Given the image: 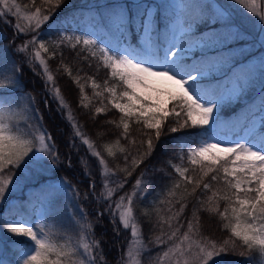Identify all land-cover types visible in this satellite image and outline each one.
<instances>
[{"label":"snow or ice","instance_id":"snow-or-ice-1","mask_svg":"<svg viewBox=\"0 0 264 264\" xmlns=\"http://www.w3.org/2000/svg\"><path fill=\"white\" fill-rule=\"evenodd\" d=\"M63 2L40 0L37 4L36 0H30L29 4L22 7L17 0H0V19L13 17L16 19L13 27L17 33H35L31 39L18 45L16 51L27 53L31 47L27 63L33 66V71L36 65L42 70L40 74L45 79V87L51 85L50 91L59 107L68 110L66 118L72 122L75 136L87 145L102 166L103 188L97 200L108 202L106 211L110 213L114 225L118 219L125 230H130L131 240L120 258V264H229L226 257L230 255L247 256L249 264H254L256 256L253 253L258 254L260 264H264V114L260 116L259 128L253 120L243 138L218 139L217 109L224 102V95L210 92L200 83V78L204 76L201 67L188 65L182 56H178V51H184L181 47L183 41L169 43L161 55L154 27V17L160 7L171 11L173 28H178L185 37L192 35L191 29L197 22H215L227 18V33L210 31L198 38L203 46L211 48L243 38L240 27L231 23V13L220 6L209 15L205 11L207 5L200 0H178L156 6L155 11L143 0H134V11L127 5L118 4L108 7L107 15L121 35L127 34L130 25L139 24L146 42V47L140 51L130 45L124 48L105 47L93 39L92 33L64 32L55 40L39 39L41 26L49 21ZM233 3L242 5L264 27V8L260 0H233ZM261 43L264 44V40ZM62 47L73 51L79 49L76 56L82 60H89V57L97 60V71L101 66L109 70V79L104 80L103 85L90 76L87 82L93 90V96L100 97L103 105L95 108L96 114L106 113L107 104L120 114L118 122L109 121L117 128H122L120 137L104 144L103 148L108 157L115 158L117 153L123 154V167L117 165L116 168H110L108 161L96 149L95 142L82 133L76 124L48 62L58 54L63 55L59 51ZM82 52L87 55L81 56ZM220 59L223 61L222 57ZM60 68L77 84L80 104L88 108L92 98L85 92L86 84L81 83L84 77L73 76L72 68L63 59L57 71ZM261 68L264 69V57H261ZM19 72L15 61L5 63L4 50H0V202L6 198L10 186H14L16 169L29 161L43 166L45 158L49 156L53 163L58 160L52 136L35 117L34 110L29 104H24L21 109L17 103L15 93L20 87ZM109 80L114 83L110 84ZM238 90L239 84L234 88V91ZM105 93L108 94L107 104ZM259 98L260 112L264 113V85ZM20 99L31 102L34 98L25 93ZM169 122L171 126L167 127V131L170 133L185 129L199 130L194 134L176 137L182 148L177 153L180 163H168L178 178H173L162 194H153L149 181L143 179L145 173L141 172L132 191L112 201L113 195L124 188L127 177L152 154L154 140L159 141ZM133 124L139 126L138 132L146 139L137 141L132 136ZM121 137L128 140L129 146L138 145L137 155L121 144ZM145 145L146 150L140 151ZM185 160L188 166H184ZM117 171L124 173L125 178L110 180ZM92 189L95 195L94 183ZM148 195L158 199L149 201L150 208L143 209L141 215L151 224L150 231L157 234L151 235L148 243H145L134 201ZM205 195L206 198H202ZM191 198L195 199V203L191 216H186L185 209ZM201 211L217 216L222 228L230 236L218 242L203 235L199 215ZM78 225L79 231L74 238L72 235H58L47 223H38L18 214L10 222L0 223V228L27 238L28 243L16 250L19 259L13 264H98V259L100 264H105L99 241L95 239L94 225L91 222H78ZM149 245L163 248L152 253ZM0 264L8 262L0 258Z\"/></svg>","mask_w":264,"mask_h":264},{"label":"trees","instance_id":"trees-1","mask_svg":"<svg viewBox=\"0 0 264 264\" xmlns=\"http://www.w3.org/2000/svg\"><path fill=\"white\" fill-rule=\"evenodd\" d=\"M221 3H231L230 0H217ZM18 3L23 7L30 3V0H17ZM200 2L207 5L205 11L212 15L214 12L210 9V3L200 0ZM39 4L40 0H36ZM143 3L149 6H163L168 3H172L171 0H143ZM262 8H264V0H260ZM124 4L134 11V0H64L59 8L53 13L49 21L41 26L39 30L41 35L39 39L46 41L55 40L61 33L62 21L69 16L75 15H88L92 11H96L102 15L103 19H108L107 8L113 5ZM172 19V13L169 9L160 7L159 13L154 17V27L156 33V42L163 44L169 37V21ZM102 23V22H101ZM228 22L225 20H216L215 22H197L193 25L192 35L182 37L194 42L199 37L203 36L210 31L219 29ZM104 25H111L113 29V35L118 40L125 42L131 39L137 42L141 28L139 24L130 25L126 35L116 29L113 23L103 22ZM112 31V30H111ZM35 33L20 34L17 33L13 26H9L0 19V50H4L5 63L15 61L19 66V83L20 87L16 91L17 103L21 109L24 104H28L29 100L20 99L25 93L30 94L34 98L32 101L31 108L34 110L35 117L40 120L44 128L48 133L51 134L53 142L55 144L54 151L58 155V160L53 163L51 161V175L50 177H62L66 184L73 190V201L68 207H60L58 203L52 202L49 207L50 212L45 217L44 223H47L52 227L53 231L58 235H72L74 238L79 231L78 222H91L94 225L95 239L99 241V248L102 249V255L104 257L105 264H120V258L125 254L128 243L131 240L130 230H125L117 219L115 225L113 224L110 213L106 211L108 202L104 200H97L103 184L102 180V166L99 165L98 158L93 156L89 151L88 147L82 144L81 139L75 136V129L73 124L66 118L67 109H61L59 104L52 99L50 96V89L45 87V79L40 74L41 69L38 65L33 66L27 63V57L31 53V47L27 53H18L16 48L18 45L23 44L25 41L31 39V36ZM25 37V40H23ZM245 41H229L225 44H218L211 47L208 50H197L194 52L192 57L183 58L184 62L192 63L198 67L204 66L207 59L213 56L223 58V61L215 66L211 70V74L208 77L200 79V83L207 87L213 94L219 95L220 86H224L229 79L233 77V69L244 61L241 54L231 55L229 51L233 48L240 46ZM77 49L76 51H78ZM63 55H56L50 59L49 65L53 74L56 78V84L60 87L61 92L69 104L72 113L75 117V122L80 127V131L84 133L89 139L95 142L96 149L101 152L104 158L108 161L110 168H116L117 165L120 167L124 166L123 154L117 153L115 158L108 157L104 151L103 145L106 143L114 142L118 137L122 128H117L115 124L109 123V121H119V112L112 108L110 104H107V93L104 94L105 104H107L108 111L106 113H95V108L103 106L100 103V97L93 96V90L87 82V77H94L97 82L103 85V81L109 79V70L101 66L97 71V60L89 57V60H82L76 56V51L69 48L62 47L60 50ZM46 55V54H45ZM81 56L87 55V53H81ZM61 59L64 63L72 68L73 76L79 75L84 77L81 83H85V92L89 97L92 98V103L88 108H84L80 104V91L77 84L72 80L71 77L64 72L63 68L57 71L60 65ZM91 61V66H89ZM217 67V69H216ZM81 69V71H77ZM241 78L244 89L241 98L238 102H223L217 109L218 120L221 121V130L217 132H234L240 134L243 126L253 116L264 114L260 112V93L262 91L261 83L264 79L263 75L250 76L243 74L242 71H237ZM247 80V83H245ZM217 82V86L211 90V83ZM109 83L114 81L109 80ZM51 85H49L50 87ZM254 92H251V89ZM102 90V89H101ZM27 102V103H26ZM42 118V119H40ZM171 126V122L165 126V130L162 133L159 141H155V149L152 154L147 157L144 162L139 165L135 171L132 172L131 176L127 177V183L124 188L112 197V201L118 199L120 195L125 192H131L132 186L137 177L140 176L141 172L145 173L144 180L149 181V187L153 194L159 192L163 193L167 186H170L173 178H178L174 169L169 165L168 161L172 163H180L177 156L181 148V143L176 140V137H180L187 134H194L198 132V129H185L180 132L170 133L167 131V127ZM137 125H132L131 134L137 141L140 139H146L142 137L138 132ZM120 142L125 147L129 148V151L133 155H137V147L129 146L128 140L120 138ZM140 151L146 150V145ZM131 157H129V160ZM184 166H188L185 160ZM131 170V167H129ZM20 168L15 170V178L19 177ZM125 178V174L117 171L115 176H111L110 180L119 181ZM92 183H94L95 195L92 194ZM112 186H115L114 184ZM191 187V186H189ZM45 188H42L44 190ZM79 193V195H77ZM87 193V196H85ZM198 195L200 194L198 190ZM207 193L206 195H210ZM206 195L202 198H206ZM154 195H148L143 198H138L134 201V208L136 215L142 225V235L145 243H148V239L151 235L157 234L150 231L151 224L147 218L142 216L143 209L150 208L149 201L153 200ZM56 202L59 199L55 200ZM195 203V199L191 198L188 207L185 209V215L191 216L192 206ZM114 207V204H113ZM223 208V202H221V209ZM4 214L0 215V223H7L11 221L18 214H23L28 218L41 222L35 213L25 214L23 210H4ZM60 213V214H58ZM200 224L203 235L208 236L218 242H222L224 239L230 236L227 230L222 228V222L217 216L210 215L207 212H200ZM86 217V220L84 219ZM155 217L153 216V220ZM0 233L3 234L5 241L0 237V258L4 259L8 264H13L14 261L19 259L17 249L23 247L21 245L14 246L10 240H18L21 244L25 245L28 243L27 238L22 236H15L7 233L3 228H0ZM1 243L4 245L1 247ZM152 253L160 251L161 248L153 247L149 245ZM244 250V249H241ZM3 252V253H1ZM149 253L148 255H150ZM252 255L256 256L254 264H260L259 256L256 253ZM229 264H249L247 256L230 255L226 257ZM99 261V259H98Z\"/></svg>","mask_w":264,"mask_h":264},{"label":"rangeland","instance_id":"rangeland-1","mask_svg":"<svg viewBox=\"0 0 264 264\" xmlns=\"http://www.w3.org/2000/svg\"><path fill=\"white\" fill-rule=\"evenodd\" d=\"M203 1L210 3V9L213 12H215L216 8H219L220 6H224V8H226L228 12L231 13V23L238 25L241 31L244 33L243 38L236 39L234 41L243 40L245 42L241 43L240 46L233 48L229 51V54L231 55L241 54L244 58V61L238 64L233 69V75H234L233 78H231L226 84H224V86L222 85L219 88V95L223 94L225 97L224 102L236 103L241 98L244 89V85L242 84L241 78L238 75L237 71H242L243 74L244 73L247 74L248 78L251 75L257 76L260 74L261 75L264 74V69L261 68V57H264V44L261 43V41L264 40V27L261 26V23L259 22L257 17H254L251 13H248L247 10L244 9L242 5L233 3V0H230L231 3H226V2L221 3L218 2L217 0H203ZM171 2L172 3L178 2V0H171ZM106 18L108 19H103L102 15L97 13L96 11H92L88 15L86 14L80 16H69L62 21L60 30L61 33L64 32H68V33L76 32V34L92 33L94 34L93 39H97L98 42L103 43L105 47L124 48L130 45L133 48L140 51L139 47H137V45L132 43L130 40H128V42H118V40L113 35V29L111 25L109 26L101 25L102 28H99V24H102L101 22L106 21L107 23L110 22L113 23V21L109 17ZM6 21H10V23ZM3 22L9 26H13L16 23V19L8 16L3 18ZM169 30H170V38L172 40H170L164 48L168 47L169 43H178L182 41L180 39V36L182 34L178 28L177 29L173 28L172 20L170 21L169 24ZM228 30H229V23H226L225 25H223L219 29H215L214 31L219 33H227ZM173 37H175V40H173ZM23 40H25V37H23ZM139 42L141 44L142 49H144L146 47V42L143 32L141 34ZM196 43H200V42L197 41ZM181 47L184 50L196 49L194 44H190V43L188 44L182 43ZM200 48L206 50L209 49V47L203 46L201 43H200ZM162 54H163V50L161 52V55ZM178 56L184 57L187 55L184 53V51L182 53L178 51ZM213 58L214 57L211 56L209 60H213ZM205 66L206 68H201L202 71L204 72L203 77L207 76L209 69L211 68L210 63L206 62ZM193 75H196V73H193ZM237 77H239V80L237 79ZM237 84H239L240 90L234 91V88L236 87ZM262 85H264V79L261 83L260 88H262ZM213 87L215 86L212 85L211 88ZM50 88L51 86L49 87V89ZM251 92L252 93L254 92L253 87L251 89ZM50 94L52 99L56 101L53 98L51 91ZM56 102L58 103V101ZM255 121H256V127L258 128L260 126V119ZM251 123L252 121L250 123H247V126L245 127L241 135H236L234 134V132H228V133L217 132V138L225 139V140H235V139L243 138L246 134V130L251 126ZM217 125H218L217 130H221L222 122L221 121L217 122ZM85 146L87 147V145ZM26 161H28V158H26ZM51 161H52V157L49 156L45 158V162L43 163V166H37L36 164L30 161L25 165L21 166L19 172L20 174L18 175L19 177L17 178V180L16 178L14 180V186H10V191L6 193V198L3 200V202H0V215L4 214L3 211L5 209L13 210L14 212L17 210H23L25 214L35 213V215L38 216V218L43 222L45 217L50 212L49 207L51 206L52 202L58 203L61 208L68 207L67 203L70 202V200H68V197L71 198V189L67 185H65V182L61 177L50 178ZM29 169H31V171H29ZM38 176H45L42 177V179L47 178V181L45 183L39 184V179L37 180L35 178ZM32 178H34V180H32ZM42 188L45 189L42 190ZM56 199H59V201L56 202L55 201ZM0 237L3 238L5 241L3 234L0 233ZM10 241L16 242V243H12V245L14 246H19V245L24 246L23 244L18 242V240H10ZM3 245L4 244L1 243V247Z\"/></svg>","mask_w":264,"mask_h":264}]
</instances>
